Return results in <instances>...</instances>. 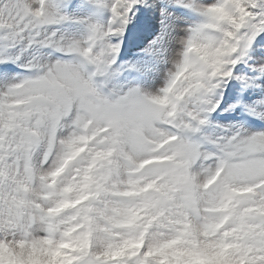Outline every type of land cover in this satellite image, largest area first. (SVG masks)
Masks as SVG:
<instances>
[{"label": "snow or ice", "instance_id": "6c2138e0", "mask_svg": "<svg viewBox=\"0 0 264 264\" xmlns=\"http://www.w3.org/2000/svg\"><path fill=\"white\" fill-rule=\"evenodd\" d=\"M0 264H264V0H0Z\"/></svg>", "mask_w": 264, "mask_h": 264}]
</instances>
